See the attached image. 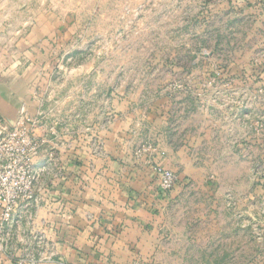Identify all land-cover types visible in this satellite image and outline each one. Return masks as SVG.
Wrapping results in <instances>:
<instances>
[{"label": "crops", "instance_id": "crops-1", "mask_svg": "<svg viewBox=\"0 0 264 264\" xmlns=\"http://www.w3.org/2000/svg\"><path fill=\"white\" fill-rule=\"evenodd\" d=\"M236 5L240 20L254 16L249 31L234 26L239 32L235 48L255 52L264 45V0H239ZM36 6L26 7V18L12 27L21 34L11 54H0V132L14 124L21 106L39 120L33 129L37 137L48 134L51 126L57 129L50 178L57 172L59 178L42 195L32 221L22 213L23 203L15 221L17 232L42 235L53 243L55 256L41 264H264V248L251 230L253 218L227 210L233 204L244 206V192L253 198L260 191L253 182L264 175V51L253 58L248 75L242 56L232 60L241 67L235 81L252 78L246 130L238 120L227 124L224 111L212 104L204 108L203 123L193 124L189 118L181 120L178 110L169 115L157 103L152 108L147 98L117 106L113 89L101 87L99 73L83 66L75 73L81 85L66 81L55 88L50 49L59 46L56 33L65 29L46 6ZM209 16L217 17L212 9ZM226 28L232 31L233 26ZM206 29L212 32L211 23ZM229 32L221 35L224 43L219 37L214 46H231ZM110 78L108 74V86ZM234 88L244 93V87ZM147 146L149 151L137 153ZM247 154L250 169L242 167ZM44 159L45 150L38 161ZM233 160L237 162L230 166ZM158 162L177 178L167 193L159 191L151 169ZM220 175H249L252 184L222 187L215 183ZM231 194L235 198L228 200ZM7 254L0 247V264H16Z\"/></svg>", "mask_w": 264, "mask_h": 264}, {"label": "rangeland", "instance_id": "rangeland-1", "mask_svg": "<svg viewBox=\"0 0 264 264\" xmlns=\"http://www.w3.org/2000/svg\"><path fill=\"white\" fill-rule=\"evenodd\" d=\"M237 1L49 0L44 4L43 0H0V54H11L12 45L21 34L12 27L26 18V7H34L35 4L36 8L46 6L53 15L52 19H57L55 23L65 29V32L56 33L55 39L61 36V42L57 43L59 46L54 44L50 49L53 63L49 71L53 72L55 88L66 81L73 87L81 85L80 80L77 83L75 73L78 66H83L88 72L99 73L101 87H110V92L113 89L117 106L124 101L129 103L147 98L152 108L157 103L159 107H165L164 111L166 109L169 115L178 110L176 115L180 114L181 120L189 118L197 124L203 123L204 108L212 104L224 111L227 124L238 120L246 130L251 123L249 88L252 78L243 76V80L235 81V77L240 79L236 68L241 67L232 60L242 56L243 71L250 73L253 58L264 51V45L255 52L251 47L241 53L235 48L239 32L233 31L234 26L244 25L245 31H249L254 16L253 13L247 14L240 20ZM211 9L217 15L212 20L209 16ZM210 23L212 32L209 33L206 27ZM228 26H233V32L226 28ZM225 31H231V46H214L219 37L224 43L221 35L225 36ZM248 39L250 43V36ZM215 57L222 63L214 62ZM108 74L111 76L109 86ZM239 86L244 87L243 94L234 88ZM260 104L264 105V95L260 97ZM263 148L261 146L260 150ZM250 156L247 154L243 160L244 169L252 167ZM236 162L228 163L231 166ZM263 163L264 159L261 160V168H264ZM215 179L217 185L233 190L237 185L252 184L249 175H220ZM208 180L214 181L210 177ZM253 183L259 186L260 191L254 193L253 198L250 192H244V206L238 208L233 204L227 210L231 214L242 213L253 218L252 233L255 241L264 248V175ZM230 198L227 199L235 197L231 194ZM252 200L255 201L253 204Z\"/></svg>", "mask_w": 264, "mask_h": 264}, {"label": "built area", "instance_id": "built-area-1", "mask_svg": "<svg viewBox=\"0 0 264 264\" xmlns=\"http://www.w3.org/2000/svg\"><path fill=\"white\" fill-rule=\"evenodd\" d=\"M39 120L22 106L15 122L0 132V247L8 251V258L16 264H41L55 256L53 243L42 235L17 232L15 221L20 217L18 209L23 203V214L29 221L36 216L42 195L50 192L59 172L50 178L56 158L58 143L55 126L47 129L44 137L33 132ZM143 147L137 153L149 151ZM45 150V159L38 161ZM162 156V154H161ZM157 188L161 193L170 191L176 176L159 163L152 165Z\"/></svg>", "mask_w": 264, "mask_h": 264}]
</instances>
